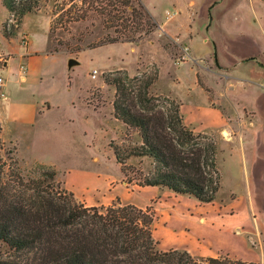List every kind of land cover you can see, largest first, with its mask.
I'll use <instances>...</instances> for the list:
<instances>
[{
	"label": "rangeland",
	"instance_id": "obj_1",
	"mask_svg": "<svg viewBox=\"0 0 264 264\" xmlns=\"http://www.w3.org/2000/svg\"><path fill=\"white\" fill-rule=\"evenodd\" d=\"M143 3L146 9L151 10L154 6L161 21L165 20L167 10L177 7L174 0H143ZM53 4L54 0L42 2L35 13L23 19L16 36L11 37L22 44L23 37L29 35L33 39L32 48L40 51L41 58L48 41L47 53L52 57L46 59L44 66L46 64L51 73L42 78V87L28 100L39 103L46 98L57 108H53L44 118L46 123L42 120L40 125L14 123L6 111L1 113L7 136L16 141V145L4 143V152H0V159L6 164L1 176L6 181L11 175L6 186L16 187L12 193L20 197L24 192L25 198L39 194L58 201L59 194L63 196L69 192L64 184L68 182L77 194H74L76 202L86 208L101 209L118 204L148 208L154 216L152 234L158 250H189L198 262L211 257L264 264V145L245 152L257 155L256 161L250 163L242 160L238 147L223 142L216 133L205 134L217 145V167L221 175V188L210 204L175 195L166 189L135 185V170L148 172L150 161L126 159L127 166L135 168L126 178L121 174L109 144L112 142L124 156L140 144L138 136L122 131L114 121L105 119L102 122V116L93 117L82 102L85 98L90 104L104 108L111 104L115 90L104 79L111 74L118 76L116 72L123 71L131 78L138 76L143 81L156 74L148 94L159 98L158 105L168 107L162 99L172 100L167 90L173 74L170 77V64L162 62L165 56L162 52L163 48L169 49V57L179 61V51L163 36L146 35L133 43L106 44L91 49L92 44L114 35L112 31L104 29L100 17L93 13L80 22L63 24L62 21L59 23L62 27L58 25L51 31ZM226 11L224 25L228 30L251 35L264 45V5L260 0H232ZM8 18L0 0V52L3 53L13 51L2 38V24ZM14 23L9 21L10 25ZM217 33L223 35L222 31L212 27L204 37L210 34L215 37ZM198 36L195 40L199 48L192 47L193 56L208 58L209 46L200 40V34ZM220 58L226 64V58L224 60L222 55ZM69 60H76L78 64L68 69ZM189 67L187 64L182 69L186 71ZM93 69L98 71L95 80L89 76ZM220 74L222 72L216 68L207 77L218 90L224 91L225 102L245 101L250 89L233 76L226 80L224 88L223 84H217ZM228 83L232 86L228 87ZM12 97L18 103L27 100L15 89H12ZM255 120L256 124H261L259 117ZM49 170L55 171L56 176L53 181L46 179L40 192L16 184L15 176L25 182L42 180L41 173ZM24 258L0 245V260L18 263L24 262Z\"/></svg>",
	"mask_w": 264,
	"mask_h": 264
},
{
	"label": "trees",
	"instance_id": "obj_2",
	"mask_svg": "<svg viewBox=\"0 0 264 264\" xmlns=\"http://www.w3.org/2000/svg\"><path fill=\"white\" fill-rule=\"evenodd\" d=\"M48 1L1 0L9 17L2 24L3 36L7 39L16 36L23 19ZM53 8L51 31L64 23L86 20L91 13L100 17L103 28L114 35L92 44L91 49L133 43L157 28L141 0H54ZM9 21L15 23L10 25ZM116 74L104 79L115 90L113 116L140 140L124 156L110 142L121 174L127 178L135 169L127 166L126 159H147L151 168L146 173L139 168L135 170V185L166 189L202 204L212 203L221 188L215 141L187 128L175 101L162 99L169 106L158 105L159 98L148 94L156 74L146 81L138 76L131 78L123 71ZM1 151L4 152L0 139ZM5 167L0 159V245L25 258L18 263L0 260V264H255L211 257L198 262L185 250H158L152 234L154 216L148 208L121 204L86 208L76 202L71 192L59 194L58 201L39 194L25 198L24 192L20 197L12 193L16 187L6 186L11 175L3 180ZM41 176L42 180L29 182L15 176L16 184L40 192L45 180L53 181L56 173L49 170Z\"/></svg>",
	"mask_w": 264,
	"mask_h": 264
},
{
	"label": "crops",
	"instance_id": "obj_3",
	"mask_svg": "<svg viewBox=\"0 0 264 264\" xmlns=\"http://www.w3.org/2000/svg\"><path fill=\"white\" fill-rule=\"evenodd\" d=\"M231 1L174 0L177 7L167 10L165 20L161 21L155 13V7L153 6L151 10L146 9L141 0L146 12L157 24V28L148 36L158 38L163 36L179 51L180 57L177 62L169 57L167 52L169 49L163 48L162 53L165 56L162 62L171 66L170 77L172 73L174 79L171 78L172 83L167 94L179 105L184 125L194 133H216L223 142L238 147L242 160L251 163L256 161L257 155L245 152L251 147L264 145V45L251 35L227 29L224 25L228 13L226 7L231 4ZM260 1L264 5L263 1ZM212 27H215L216 31H222L223 35L219 36L217 33L215 37L211 34L204 37V34H208ZM198 34H200V40L209 46L208 58L196 59L193 56L192 47L199 48L195 40ZM24 37L27 38L25 46L14 38H5L2 34V38L13 50L6 53L0 52V76L5 82L3 96L0 97V100L3 99L1 104L3 106L0 105V139L3 144L16 145V141L7 136L1 114L3 111L10 115L14 123L40 125L46 115L53 108H57L55 103L50 104L46 98L41 99L39 103L28 100L30 95L35 96L38 89L42 87V78L51 73V69L46 64L45 67L44 63L52 55L47 53L48 41L45 43L42 51L43 58H41L38 55L40 51L32 48L33 39L29 35ZM221 55L224 56V60L226 58V64L221 62ZM75 62L74 66L78 64L76 60ZM187 64L190 65L189 69H186L188 72L182 69V66ZM20 66L26 68L24 76L20 74ZM216 68L222 72L217 84H223L225 88L226 80L232 79L233 76L240 84L250 89L245 101H235L234 104L230 100L225 102L224 91L218 90L207 77L208 73H213ZM93 72H95L94 78H92ZM97 72L96 69L92 70L89 75L91 80L97 78ZM236 73L238 77L235 76ZM230 86L232 83H228V87ZM12 89L27 100L18 103L12 97ZM82 103L93 117L102 116V122L105 119L114 121L119 129L126 131L125 125L114 118L112 103L105 108L90 104L85 101V98ZM258 117L261 124L255 123ZM44 122L46 123L45 120ZM64 184L69 192L77 195L73 186H69L68 182ZM185 251L190 253L189 250Z\"/></svg>",
	"mask_w": 264,
	"mask_h": 264
},
{
	"label": "built area",
	"instance_id": "obj_4",
	"mask_svg": "<svg viewBox=\"0 0 264 264\" xmlns=\"http://www.w3.org/2000/svg\"><path fill=\"white\" fill-rule=\"evenodd\" d=\"M26 44H27V38L23 37L22 45L25 46ZM25 73H26L25 66H20V74H21V76H24ZM94 77H95V72H93L92 78H94ZM4 85H5V82H4L3 78L0 76V97L3 96Z\"/></svg>",
	"mask_w": 264,
	"mask_h": 264
},
{
	"label": "water",
	"instance_id": "obj_5",
	"mask_svg": "<svg viewBox=\"0 0 264 264\" xmlns=\"http://www.w3.org/2000/svg\"><path fill=\"white\" fill-rule=\"evenodd\" d=\"M75 64H76V62L74 60H69L67 65H68L69 68H71Z\"/></svg>",
	"mask_w": 264,
	"mask_h": 264
}]
</instances>
